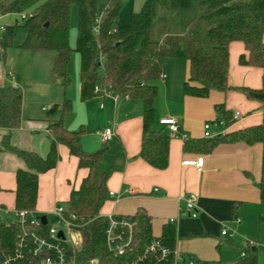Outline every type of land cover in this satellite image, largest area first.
Masks as SVG:
<instances>
[{
	"label": "crops",
	"instance_id": "0c3cea01",
	"mask_svg": "<svg viewBox=\"0 0 264 264\" xmlns=\"http://www.w3.org/2000/svg\"><path fill=\"white\" fill-rule=\"evenodd\" d=\"M109 1L99 0V7L102 4L107 7ZM120 1L118 26L125 27L145 0ZM4 16L0 15V20ZM21 51L30 59L26 68L29 75L38 79L33 86V78L9 69L0 48V93L8 86L19 87L23 92L20 126L11 130L0 128V220H3L0 224L16 221L15 176L19 170L26 169L25 162L5 149L3 143L8 139L11 148L46 157L51 147L47 112L59 106L54 94V86L59 81L51 76L53 53L25 48ZM245 53L241 42L230 45L231 89L212 91L206 98L184 94L183 85L188 78L186 60L163 61L165 78H161L159 92L162 91V96L157 99V94L154 102V129L168 132L159 121L174 118L181 135L170 138L168 165L164 170L154 169L138 158L143 132L141 101L93 91L90 99L80 103L77 100L73 106L70 103L64 126L81 134L80 143L85 153L92 154L105 145L116 148L114 158L105 159V166L112 170L107 189L114 196L104 204L100 216H133L143 211L151 218L153 235L159 237L167 225L172 226L175 230L173 249L196 264H235L239 258H233L232 254L236 250L240 254L247 241L255 245L257 264H264V201L257 188L261 178L262 146L237 141L217 142L208 148L211 143L203 137L206 123L225 121L216 106H223L224 111L232 115L233 123L213 127L212 133L218 136L215 139L262 124L261 104L237 90L262 88V71L239 63ZM236 113L241 116L235 120ZM108 128L113 131V140L104 144L102 133ZM57 151L56 167L39 176L35 217L50 216L58 204L66 205L71 191L78 189L88 175V170L79 168L78 159L71 156L65 145H58ZM200 158L204 159L201 170L182 165L184 161ZM190 192L198 197L196 219L182 212L184 197ZM172 219L175 220L173 225L169 224ZM222 225L228 228V236L221 235Z\"/></svg>",
	"mask_w": 264,
	"mask_h": 264
},
{
	"label": "trees",
	"instance_id": "16d2710c",
	"mask_svg": "<svg viewBox=\"0 0 264 264\" xmlns=\"http://www.w3.org/2000/svg\"><path fill=\"white\" fill-rule=\"evenodd\" d=\"M72 0H0V15L30 13L24 21L27 39L23 48L33 52H51L54 55L51 76L67 88L70 80L68 64L74 50L70 46V19ZM78 30L76 52L80 56V97L86 101L93 96L99 81L114 97L138 100L143 104V129L138 158L157 170L168 165V132L156 131L154 102L158 94L156 83L163 73L166 59H184L188 62V78L183 85L188 97L206 98L212 91L226 92L229 86V47L241 42L245 54L239 58L242 66L262 71V88H238L251 100L261 104L262 124L231 133L220 139H206L211 143L242 141L247 145L262 146L261 178L257 184L264 201V0H145L133 14L128 26L119 27L120 0H110L104 12L99 11V0H76ZM19 15V16H20ZM97 29V32H95ZM16 26L6 27L0 48L12 44ZM104 71L102 80L99 69ZM100 85V86H101ZM23 92L8 86L0 93V128L16 129L21 124ZM70 111V102L55 105L47 112L51 147L46 157L33 151H20L9 146L26 165L15 176V211L33 213L38 198L39 176L54 169L59 161L58 145H65L79 161V168L88 175L78 189L70 193L67 210L76 215L84 237L83 254L89 257L106 256L103 240L108 220L98 218L109 200L107 182L112 170L105 159L114 158L116 148L103 146L87 154L80 143V133L64 126V117ZM227 125L232 115L216 106ZM58 115V116H56ZM135 221V243L140 249L153 239L173 249L175 230L167 225L161 236L152 233L151 218L143 211L130 216ZM28 227H25L27 229ZM23 228L17 221L0 224V255L9 253ZM235 264H257L254 248L245 250Z\"/></svg>",
	"mask_w": 264,
	"mask_h": 264
},
{
	"label": "built area",
	"instance_id": "2783aa9c",
	"mask_svg": "<svg viewBox=\"0 0 264 264\" xmlns=\"http://www.w3.org/2000/svg\"><path fill=\"white\" fill-rule=\"evenodd\" d=\"M30 13H23L20 19L23 21L30 18ZM6 27L0 25V37ZM97 32V29H95ZM1 40V38H0ZM161 78H165L164 75ZM15 87V86H14ZM109 94L106 88L95 87L94 93ZM240 113L234 115V119L240 117ZM160 126L168 130L170 138L180 137L179 124L174 118L161 119ZM226 121L220 120L206 123L204 129V139H215L212 133L213 127H224ZM113 140L111 128L102 133V141L109 144ZM204 159L187 160L182 162L183 166L195 167L201 170ZM158 192V190H155ZM110 193L109 197L113 198ZM185 208L182 211L186 216L196 219L199 214L198 197L194 193H188L184 197ZM16 221L23 228L17 237V242L13 249L0 255V264H196L191 258H184L175 249L167 247L161 239H153L144 248L136 246L134 228L135 221L130 216H99L98 218L108 220V226L104 230L103 240L107 255L102 257H89L83 254L84 237L76 215L67 210L66 205L58 204L50 216H46L47 222L44 225L40 217L33 216V213L25 211L15 212ZM49 217L53 218L54 223L62 226L57 229L54 224L49 222ZM240 223L239 219L234 220ZM175 220L169 221L173 225ZM25 227H28L25 229ZM221 235L228 236L229 230L222 225ZM62 233V236L59 234ZM255 245L247 241L243 247L240 257L245 256V250L253 248Z\"/></svg>",
	"mask_w": 264,
	"mask_h": 264
},
{
	"label": "rangeland",
	"instance_id": "374dc122",
	"mask_svg": "<svg viewBox=\"0 0 264 264\" xmlns=\"http://www.w3.org/2000/svg\"><path fill=\"white\" fill-rule=\"evenodd\" d=\"M6 1V0H5ZM73 5H72V10H71V19H70V46L74 50L72 53V56L70 58L69 64H68V76L70 83L68 87L64 90L63 87L56 82L58 85L55 84L54 86V94L56 95V98L58 99V104L59 106L63 105V100H67L68 102L72 103V106L75 105V101L81 102V97H80V65H81V60L79 54L76 52V40H77V30H78V9L76 5V0H72ZM101 4V3H100ZM99 7L100 12H104L106 9V6ZM103 9V10H102ZM27 13V12H24ZM23 14V13H21ZM20 14H9L0 20V25H4L5 27L8 26H16V33L14 38L12 39V44L11 46L7 49H5L4 54H3V59L8 61V67L9 69H12V71H18L20 75H24L29 77V72L26 70L28 61L30 59L25 55V53H22V49H24L22 46L25 43L27 39V30L24 26V21L20 19ZM3 34V33H2ZM2 34L1 37L2 38ZM24 52V51H23ZM98 76L102 80L104 77V71L102 68L99 69L98 71ZM31 77V76H30ZM33 78V84H35L36 76L31 77ZM163 80H159L156 85L158 88V97L162 96V91L159 92L161 88V82ZM99 86L101 85V82L99 81ZM102 95V94H101ZM100 95V96H101ZM3 221V220H0ZM49 222L51 224H54V226L57 229H62L63 227L60 226L59 224L57 225L54 223L53 218L49 217ZM264 232V229H263ZM256 240V238H255ZM233 258L238 259L240 258V254H238V250L234 252Z\"/></svg>",
	"mask_w": 264,
	"mask_h": 264
},
{
	"label": "water",
	"instance_id": "95a60500",
	"mask_svg": "<svg viewBox=\"0 0 264 264\" xmlns=\"http://www.w3.org/2000/svg\"><path fill=\"white\" fill-rule=\"evenodd\" d=\"M41 222L45 225L47 222L46 216L40 217ZM60 236H62V233L59 234Z\"/></svg>",
	"mask_w": 264,
	"mask_h": 264
}]
</instances>
